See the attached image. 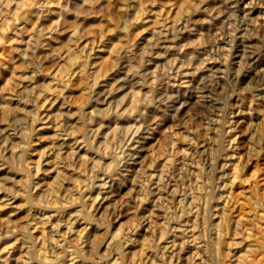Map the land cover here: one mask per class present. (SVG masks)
<instances>
[{
  "label": "rangeland",
  "instance_id": "rangeland-1",
  "mask_svg": "<svg viewBox=\"0 0 264 264\" xmlns=\"http://www.w3.org/2000/svg\"><path fill=\"white\" fill-rule=\"evenodd\" d=\"M38 1L0 0V264H264V0Z\"/></svg>",
  "mask_w": 264,
  "mask_h": 264
},
{
  "label": "bare ground",
  "instance_id": "bare-ground-1",
  "mask_svg": "<svg viewBox=\"0 0 264 264\" xmlns=\"http://www.w3.org/2000/svg\"><path fill=\"white\" fill-rule=\"evenodd\" d=\"M39 2H40V0L38 1V3H39ZM48 2H49V1L46 0V3H48ZM43 3H44V0H43ZM46 3H45V4H46ZM243 11H244V10H243ZM245 14H246V13H245ZM245 14H244V16H245ZM244 57H245V56H244ZM253 57H254V56H252L251 59H253ZM246 58H247V57H246ZM246 58H245V59H246ZM255 59H256V58H255ZM255 59H253V60H255ZM250 62H251V61H250ZM253 62H254V61H253ZM218 70H219V69H218ZM63 81H64V80H63ZM67 82H68V80H67ZM46 89H47V91H49V92L51 93V90H52L53 88H52V86H48V87H46ZM49 92H48V93H49ZM52 93H53V92H52ZM45 94H46V93H45ZM46 96H47V95H46ZM46 96H44L43 98H45ZM48 96H49V95H48ZM46 101H47V100H46ZM134 107H135V106H134ZM6 134H7V133H6ZM14 136H15V135H14ZM6 137H7V135H6ZM19 138H20V137H19ZM7 139H10L9 136H8ZM7 139H6V141H8ZM4 140H5V139H4ZM76 141H77V139H76ZM76 141H75V142H76ZM4 142H5V141H4ZM131 145H132V144H131ZM133 154H134V153H133ZM35 164H36V163H35ZM39 164H40V163L37 162L36 166L34 167V168H35V172H37V171L40 169ZM116 170H117V169H116ZM29 171H30V170H29ZM31 173H32V172H31ZM118 173H120V171H119ZM32 174H34V173H32ZM34 175H35V174H34ZM34 175H33V176H34ZM28 176L30 177V175H28ZM30 178H31V177H30ZM32 179H33V178H31V180H32ZM25 180H26V179H25ZM29 182H30V179H29ZM33 184H34V183H33ZM35 185H36V184H35ZM34 188H35V186H34ZM81 189H82V188H81ZM28 191L31 192V191L29 190V188H28ZM28 194H29V193H28ZM28 194H27V195H28ZM78 195H79V194H78ZM85 195H86V194H85ZM97 195H98V194H97ZM28 196H29V195H28ZM62 197H63V196H62ZM84 197H85V196H84ZM94 197H95V196H94ZM78 198H79V197H78ZM80 198H81V197H80ZM103 198H104V196H103ZM103 198H102V199H103ZM195 198H196V197H195ZM62 199H63V198H62ZM192 199H193V198H192ZM96 200H97V197H95L94 200H93V197H92V202L89 203V204H91V205L87 207L88 212H90V210H91V208L93 207V204H94V202H95ZM31 201H32V199H31ZM52 202H53V200H52ZM65 202H66V201H65ZM194 202H195V201H194ZM196 203H198V202H196ZM32 204H33V203H32ZM66 204H67V203H66ZM195 205H196V204H195ZM64 206H65V205H64ZM82 206H83V205H82ZM32 207H33V206H32ZM94 207H95V205H94ZM193 207H194V206H193ZM33 209H34V208H33ZM192 209H193V208H192ZM37 210H38V209H37ZM37 210H36V212H38ZM34 212H35V210H34ZM79 212H80V210H79ZM38 213H40V211H39ZM41 213H42V212H41ZM32 214L34 215V213H32ZM35 215H36V214H35ZM47 215H48V214H47ZM194 216H195V215H194ZM194 216H193V217H194ZM33 217H34V216H33ZM44 217H45V216H44ZM44 219L46 220V217H45ZM44 219H43V220H44ZM47 219H48V217H47ZM70 219H71V218H70ZM29 220H30V219H29ZM35 220H36V216H35ZM35 220H33V221L36 223L37 220H36V221H35ZM40 220H42L41 217H40ZM43 220H42V222H43ZM49 220H50V219H49ZM49 220H48V222L51 221V220H50V221H49ZM57 220L59 221L60 219H57ZM65 220H66V219H65ZM71 220H72V219H71ZM38 221H39V219H38ZM40 222H41V221H40ZM40 222H38V223H40ZM45 222H46V221H45ZM64 222H65V221H64ZM27 223H28V219H27ZM32 223H33V222H32ZM35 223H34V224H35ZM52 223L55 224V222H52ZM52 223H50V224H52ZM60 223H61V222H60ZM65 223H66V222H65ZM67 223H69V226L67 227L68 224H66V227H67L68 230L71 232V230H72L71 228H73V227H72V222H70V220H67ZM73 223H74V222H73ZM40 224H41V223H40ZM50 224H49V226H50ZM25 225H26V224H25ZM25 225H24V226H25ZM52 225H53V224H52ZM32 226H33V225H32ZM34 226H35V225H34ZM34 226H33V227H34ZM39 226H40V225H39ZM56 226H57V223H56ZM30 227H31V224H30ZM52 227H53V226H52ZM52 227H51V229H53ZM43 228L45 229V227H43ZM43 228H42V229H43ZM42 229H41V227H40V230H42ZM65 229H66V228H65ZM25 230H26V227H25ZM30 230H31V229H30ZM54 230H55V229H54ZM57 230H58V229H57ZM68 230H67V231H68ZM48 231H49V229H48ZM69 231H68V232H69ZM26 232H27L29 235H34V234H31V233L28 232V231H26ZM38 232H39V231H38ZM41 232H42V231H41ZM33 233H34V232H33ZM42 233H43V232H42ZM51 233H52V232H51ZM51 233H50V234H51ZM57 233H58V232H57ZM28 234H27V235H28ZM47 234H48V233H47ZM47 234H46V237H47L48 235H50V234H48V235H47ZM20 235H21V234H20ZM218 235L221 237L222 234H220V232H219ZM35 236L38 238V236H40V234H38V236L35 234ZM42 236H43V235H41V237H42ZM57 236H58V235H57ZM79 236H80V234H79ZM173 236H174V234H173ZM18 237H20V236H18ZM51 237H54L53 234H52ZM14 238H15V237H14ZM58 238H59V236H58ZM19 239H20V238H19ZM21 239H22V238H21ZM35 239H36V238H35ZM51 239H52V238H51ZM56 239H57V238H56ZM222 239H223V235H222ZM16 240H17V238H16L14 241H16ZM33 240H34V239H33ZM39 240H40V239H38V241H39ZM41 240H42V239H41ZM43 240H44V239H43ZM86 240H87V239H86ZM86 240H85L84 242H86ZM193 240H194V238H193ZM17 241H19V240H17ZM22 241H23V240H22ZM22 241H21V242H22ZM45 241H47V239H46ZM50 241H51V240H50ZM53 241H54V240H53ZM56 241H59V239L56 240ZM108 241H109V240H108ZM108 241H107V243H108ZM207 241H208V240H207ZM33 242H34V241H33ZM60 242H61V241H60ZM62 242H63V241H62ZM46 243H48V241H47ZM52 243H53V242H52ZM56 243H57V242H56ZM105 243H106V242H105ZM24 244H25V243H24ZM27 244H28V243H26V245H27ZM36 244H37V243H36ZM38 244H39V243H38ZM43 244H45V243H43ZM54 244H55V243H54ZM59 244H60V243H58V245H59ZM204 244H206V243L204 242ZM13 245H14V243H13ZM20 245H21V244H20ZM34 245H35V243H34ZM40 245H41V244H40ZM196 245H197V244L195 243V246H196ZM201 245H202V244H201ZM35 246H36V245H35ZM56 246H57V245H56ZM56 246H55V248H56ZM80 246H81V245H80ZM85 246H86V245H85ZM195 246H194V248H195ZM11 247H12V246H11ZM23 247H24V246H23ZM23 247H22V248H23ZM25 247H26V246H25ZM68 247H70V246L68 245ZM68 247H67V248H68ZM204 247H205V246H204ZM207 247H208V246H207ZM13 248H15V247H13ZM17 248H18V247H17ZM19 248H20V246H19ZM41 248H42V247H41ZM41 248H40V249H41ZM44 248H45V246H44ZM44 248H42V249H44ZM58 248H59V247H58ZM198 248H199V247H198ZM198 248H197V251H198ZM208 248H209V247H208ZM45 249H46V248H45ZM59 249H60V248H59ZM68 249H69V251H70V248H68ZM202 249H203V248H202ZM204 249H205V248H204ZM5 250H6L7 253H10V250H9V249H5ZM14 250H15V249H14ZM17 250H18V249H16V251H17ZM36 250H37V249H36ZM65 250H66V249H65ZM206 250H207V249H206ZM3 251H4V250H3ZM11 251H12V250H11ZM41 251H42V250H41ZM43 251H44V250H43ZM46 251H47V250H46ZM82 251H83V250H82ZM13 252H15V251H13ZM13 252H12V253H13ZM18 252H19V251H18ZM79 252H80V251H79ZM25 253H27V250H26ZM28 253H29V251H28ZM60 253H61V250H60ZM10 254H11V253H10ZM34 254H35V251H34L33 255H34ZM69 254H70V253H69ZM1 255H2V254H0V256H1ZM220 255H221V254H220ZM18 256H21V255H18ZM25 256H26V255H25ZM44 256H45V255H44ZM221 256H222V255H221ZM2 257H3V256H2ZM4 257H5V256H4ZM73 257H75V256H73ZM81 257H82V256H81ZM216 257H217V254H216ZM222 257H223V256H222ZM7 258H8V256H7ZM7 258H6V257L3 258V262H2V264H6V263H7ZM217 258H221V257L218 256ZM14 259H15V258H14ZM16 259H17V258H16ZM24 259H25V258H24ZM69 259H70V258H69ZM71 259H72V258H71ZM223 259H224V258H222L221 260H220V259H216L215 264H226V263L223 261ZM0 260H1V259H0ZM8 260H9V259H8ZM18 260H20V259L18 258ZM18 260H16V262H17ZM22 260H23V259H22ZM25 260H28V259L26 258ZM37 260H38V259H37ZM72 260H73V259H72ZM202 260H204V259H202ZM202 260H201V261H202ZM210 260H211V259H210ZM214 260H215V259H214ZM73 261H76V260H73ZM21 262H22V261H21ZM35 262H36V261H35ZM70 262H72V261H70ZM210 262H211V261H210ZM9 263H10V262H9ZM17 263H18V262H17ZM31 263H32V262H31ZM227 263H228V262H227ZM23 264H24V263H23ZM39 264H41L40 261H39ZM115 264H116V263H115ZM161 264H162V263H161ZM206 264H207V263H206ZM211 264H212V263H211ZM229 264H232V263H229Z\"/></svg>",
  "mask_w": 264,
  "mask_h": 264
}]
</instances>
